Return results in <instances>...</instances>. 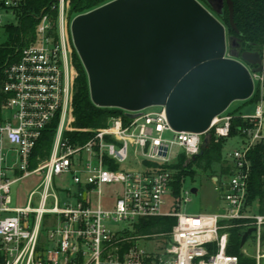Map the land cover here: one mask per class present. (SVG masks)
<instances>
[{
    "label": "built area",
    "instance_id": "2783aa9c",
    "mask_svg": "<svg viewBox=\"0 0 264 264\" xmlns=\"http://www.w3.org/2000/svg\"><path fill=\"white\" fill-rule=\"evenodd\" d=\"M22 3L0 0V27L17 23ZM70 7V0H58L51 5L54 14L42 12L35 38L5 68L0 112V264H239V256L228 252L229 229L237 220L254 227L252 256L262 264L264 213L254 207L259 200L249 204L248 197L253 170L249 154L264 141V71L252 72L247 65L254 81L249 99L259 94L253 114L225 110L207 130L195 132L174 129L164 105L130 112L135 117L123 109L107 125L83 129L92 132L85 142L74 141L71 133L79 129L73 126L77 69L71 23L76 14H70ZM261 53L264 57V50ZM238 116L245 124L236 126L237 134L232 135ZM56 117L50 155L30 168L42 130ZM207 134L215 141L239 138L237 147L223 149L226 172L212 175L223 205L215 212L183 213L180 207L190 200L192 189L186 190L181 178L176 196L178 170L170 165L182 155L199 156ZM7 143L15 160L5 152ZM34 173H41L42 179L28 203L11 206V185ZM64 174L73 187L56 185L55 179ZM162 215L176 216L177 222L164 250L151 251L141 243L152 242L157 234H140L135 224Z\"/></svg>",
    "mask_w": 264,
    "mask_h": 264
},
{
    "label": "water",
    "instance_id": "95a60500",
    "mask_svg": "<svg viewBox=\"0 0 264 264\" xmlns=\"http://www.w3.org/2000/svg\"><path fill=\"white\" fill-rule=\"evenodd\" d=\"M225 3L239 33L232 0H111L76 15L71 34L92 101L130 117L164 105L174 129L207 130L234 100L251 97L247 65L264 71L262 53L241 51V38L220 20ZM253 231L243 233L242 247Z\"/></svg>",
    "mask_w": 264,
    "mask_h": 264
},
{
    "label": "trees",
    "instance_id": "16d2710c",
    "mask_svg": "<svg viewBox=\"0 0 264 264\" xmlns=\"http://www.w3.org/2000/svg\"><path fill=\"white\" fill-rule=\"evenodd\" d=\"M58 0H23L18 10V21L16 24L5 25L9 39L0 47V112L5 94L3 85L5 81L6 66L19 58L21 48L29 44L35 38V30L38 24V17L43 12L55 13L51 10V5ZM70 14H81L103 5L111 0H70ZM203 1V0H201ZM234 2V21L239 33L230 27V10L227 3L224 6V13L219 16L225 24L229 34H237L241 42V51H260L264 49V0H232ZM74 65L78 71L75 80V93L73 99V126L79 131L71 133L73 140L85 142L91 137L92 132L83 129H93L108 124L111 117L122 115L123 109L117 107H101L96 105L91 99L89 79L87 71L78 56L73 53ZM259 94H255L251 101H256ZM245 124L240 116L233 119L232 135L237 134L236 126ZM58 127V118H54L42 130L31 155L30 168H35L39 162L47 158L53 147L56 130ZM227 140L221 139L215 141L211 136L208 145L203 146V152L194 159H187L182 155L176 164L170 165L178 171L177 181L174 183L175 194L179 196L181 189V175L188 170L190 163L199 160V165L205 170H211L212 175L225 173L223 166V149ZM250 158L253 165L250 179L248 203L254 204L257 200L261 202L259 211L264 213V141L259 142L250 152ZM204 161V164H203ZM115 168L116 166H112ZM177 222V217L173 215L152 216L140 219L135 224V231L140 234L158 236L168 235ZM247 221L237 220L232 222L229 229L230 239L228 252L239 256V264H257L256 258L247 255L241 246L243 233L247 230ZM264 240V232H263Z\"/></svg>",
    "mask_w": 264,
    "mask_h": 264
},
{
    "label": "rangeland",
    "instance_id": "374dc122",
    "mask_svg": "<svg viewBox=\"0 0 264 264\" xmlns=\"http://www.w3.org/2000/svg\"><path fill=\"white\" fill-rule=\"evenodd\" d=\"M8 39H9V35L6 32L5 27L4 26L0 27V47ZM72 46H73V53L77 52L74 43L72 44ZM262 94L264 96V86L262 88ZM261 103L264 108V99L262 100ZM256 104L257 103L255 101H251L249 99L234 100L226 109V112H233L235 114H253L255 112ZM238 145H239V138L232 137L227 140L225 146L226 148L231 149L237 147ZM10 148L11 145L7 143L5 145V152L8 153L10 158L15 160V152ZM178 149L179 147L176 149V151H179ZM175 157L176 156L174 155V158ZM10 177L14 178L15 175L10 174ZM181 178H183L185 182L184 188L186 190L188 189L191 191L193 187L198 188V192L197 193L191 192L189 194L190 200L187 202H183V204L181 205L180 210L183 213L198 214V213H210L221 210V207L223 205V202L220 198L221 192L215 188L216 185L212 179L211 170H205L203 166H200L199 160L196 161L193 160L190 163L188 170L182 173ZM41 179H42L41 173H34L14 182L11 185V192H10V195L12 197L11 206H25L28 203V197L30 192L33 191L39 185ZM55 183L57 186L60 185V186L73 187L70 176L66 174L57 177L55 179ZM104 193L109 194L110 189L108 187H105ZM37 204H38V195H36L35 200L33 202L34 206ZM260 206H261V202L259 201V205H255L254 207L255 209H258ZM165 209H167V206H165ZM8 214H12V213H4L2 216ZM251 238L252 236L249 237L245 245V248L243 250L244 253L246 254L248 253L247 255H253L255 252V244L254 245L252 244ZM167 240H168V235H162V236L156 235L155 237L152 238V242L149 240H144L141 244L151 251L161 252L162 250H164ZM262 264H264L263 261Z\"/></svg>",
    "mask_w": 264,
    "mask_h": 264
}]
</instances>
